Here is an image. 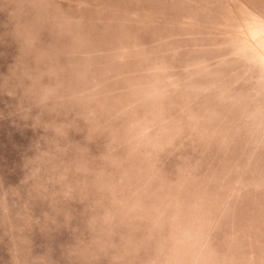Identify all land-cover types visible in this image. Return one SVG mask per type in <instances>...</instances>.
Returning a JSON list of instances; mask_svg holds the SVG:
<instances>
[{"label":"rangeland","instance_id":"rangeland-1","mask_svg":"<svg viewBox=\"0 0 264 264\" xmlns=\"http://www.w3.org/2000/svg\"><path fill=\"white\" fill-rule=\"evenodd\" d=\"M0 264H264V0H0Z\"/></svg>","mask_w":264,"mask_h":264},{"label":"clouds","instance_id":"clouds-1","mask_svg":"<svg viewBox=\"0 0 264 264\" xmlns=\"http://www.w3.org/2000/svg\"><path fill=\"white\" fill-rule=\"evenodd\" d=\"M70 99L73 101L70 120L83 122L90 135L97 138L108 131L110 118L102 107L93 106L92 102L84 99L82 94L73 93Z\"/></svg>","mask_w":264,"mask_h":264}]
</instances>
